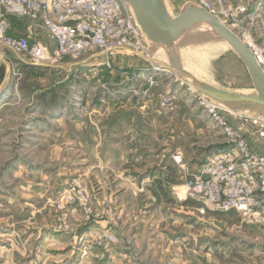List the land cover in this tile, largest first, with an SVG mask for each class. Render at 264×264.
Wrapping results in <instances>:
<instances>
[{
  "label": "rangeland",
  "instance_id": "obj_1",
  "mask_svg": "<svg viewBox=\"0 0 264 264\" xmlns=\"http://www.w3.org/2000/svg\"><path fill=\"white\" fill-rule=\"evenodd\" d=\"M164 1L173 15L189 2ZM208 1L264 53V0ZM9 21L14 34L28 27L44 43L54 41L26 17ZM1 55L17 60L6 48ZM153 56L167 60L163 50ZM181 56L205 82L254 91L224 42L183 48ZM107 57L100 51L67 57L46 73L11 64L12 90L0 98V264H264V225L214 208L184 179L177 186L181 163L174 157L181 154L186 172L199 173L232 144L218 121L147 56L114 50ZM149 69L158 79L153 86L145 81ZM170 93L173 105L162 106ZM257 116L264 115L221 112L250 150L264 155ZM103 234L116 241L105 247Z\"/></svg>",
  "mask_w": 264,
  "mask_h": 264
},
{
  "label": "built area",
  "instance_id": "obj_2",
  "mask_svg": "<svg viewBox=\"0 0 264 264\" xmlns=\"http://www.w3.org/2000/svg\"><path fill=\"white\" fill-rule=\"evenodd\" d=\"M189 1L219 16L208 0ZM11 16L26 17L33 26L48 31L55 46L51 47L41 40L32 42L24 35H11ZM243 41L264 68L263 51L253 43L252 38L246 37ZM150 45V39L137 23L128 0H0V47L26 56L28 62L34 66H58L67 57L77 59L95 51H100L106 57L114 50L141 55L148 52ZM1 58L6 60L4 55ZM106 62L110 66L109 59ZM164 71L171 73L165 69ZM145 74L148 86L158 82L151 69ZM181 81L182 79L181 85H186L195 94L194 97L201 100V104L218 121L232 142L214 153L199 173L186 172L188 168L182 163L181 154L174 157L175 162L181 163L183 171L186 172V186L214 208L220 211L236 210L247 216L251 222L264 225V155L251 151L248 143L223 121L221 112L230 110ZM172 105L171 93L164 95L162 106ZM253 119L254 123L264 122V116ZM99 237L100 243L105 247L116 241L113 234Z\"/></svg>",
  "mask_w": 264,
  "mask_h": 264
},
{
  "label": "water",
  "instance_id": "obj_3",
  "mask_svg": "<svg viewBox=\"0 0 264 264\" xmlns=\"http://www.w3.org/2000/svg\"><path fill=\"white\" fill-rule=\"evenodd\" d=\"M137 23L151 41L146 57L161 45L168 63L153 61L163 69L175 74L197 92L220 104L227 110L258 112L264 115V68L255 59L252 50L243 39L219 16L195 2L186 3L177 15H173L164 0H128ZM202 26L210 30L194 32ZM227 43L239 56L248 70L254 92L241 93L223 89L196 77L184 67L181 49L209 43ZM148 59V58H147ZM48 66V65H40Z\"/></svg>",
  "mask_w": 264,
  "mask_h": 264
},
{
  "label": "crops",
  "instance_id": "obj_4",
  "mask_svg": "<svg viewBox=\"0 0 264 264\" xmlns=\"http://www.w3.org/2000/svg\"><path fill=\"white\" fill-rule=\"evenodd\" d=\"M247 5H248V7H249V10H254L252 7H251V5H250V3H247ZM263 10H264V7H263ZM9 33L11 34V35H14V36H22V35H24V36H27L28 35V37L30 38L31 37V39H32V41H37V40H43L44 39V37H42V36H38L37 34H35V33H32V31H31V29H29L28 27H24V28H19L18 30H17V33L18 34H14V33H12V31L10 32V30H9ZM43 39H42V38ZM44 42H45V39H44ZM50 46L51 47H54L55 46V43H54V41L53 42H51L50 41ZM15 58L17 59L16 61H15V63L12 61V60H5V59H3V58H1L0 57V62L3 64V65H5V67L7 68V73H6V75L3 77V79H2V82L0 83V93H1V95H0V98H2V93H9L11 90H12V87L9 85V83H10V77L12 76V71H11V69L13 68L12 67V65L11 64H15V65H17V66H25L26 68H28V69H31L32 71H34V72H41V73H43V72H51V71H54V66H34V65H31L29 62H28V58L26 57V56H24V55H15ZM158 65V64H157ZM160 66V65H159ZM45 72V73H46ZM13 73H15V72H13ZM9 91V92H8ZM54 110L55 111H57V107H56V105L54 106ZM45 110H46V108H44ZM43 111V110H42ZM54 111V112H55ZM186 165V164H185ZM179 171H180V177L178 178V184H177V186H181V185H179L180 183H179V181H182L183 179H184V182H186V173L183 171V168H182V166L181 165H179ZM166 174V173H165ZM167 175V174H166ZM171 177H173V176H171ZM175 180H177L176 178H175ZM171 184V183H170ZM173 184H175V182H173ZM162 189V188H161ZM120 207H122V205H120ZM121 212V211H120Z\"/></svg>",
  "mask_w": 264,
  "mask_h": 264
},
{
  "label": "bare ground",
  "instance_id": "obj_5",
  "mask_svg": "<svg viewBox=\"0 0 264 264\" xmlns=\"http://www.w3.org/2000/svg\"><path fill=\"white\" fill-rule=\"evenodd\" d=\"M220 18V17H219ZM221 19V18H220ZM222 20V19H221ZM206 27H208V26H206ZM208 29L210 30V28L208 27ZM151 42V41H150ZM227 44V43H226ZM229 45V44H228ZM230 46V45H229ZM158 50H163L164 52H165V50H164V48L161 46V45H158L157 46V48H155L154 49V51H151L150 52V54H151V56L150 55H146L147 57H148V59L151 61V62H153V61H160V62H165V63H168V58H167V56H166V61L165 60H161V59H159V58H155L154 56H153V53H155L156 51H158ZM181 51V50H180ZM166 53V52H165ZM165 56V55H164ZM152 59V60H151ZM154 64V63H153ZM156 64H154L153 65V67H155L154 69H157V71L158 70H162V71H164V69L162 68V67H160L159 65H157V66H155ZM156 67H159V68H156ZM187 69V68H186ZM188 70V69H187ZM194 74V73H193ZM195 75V74H194ZM196 76V75H195ZM197 77V76H196ZM179 78V77H178ZM181 80V79H180ZM183 81V80H182ZM184 83V82H183ZM192 89H194L192 86H190ZM254 92V91H253ZM250 93H252V92H250Z\"/></svg>",
  "mask_w": 264,
  "mask_h": 264
},
{
  "label": "trees",
  "instance_id": "obj_6",
  "mask_svg": "<svg viewBox=\"0 0 264 264\" xmlns=\"http://www.w3.org/2000/svg\"><path fill=\"white\" fill-rule=\"evenodd\" d=\"M5 70H4V65L3 64H1L0 65V80H2L3 79V77H4V72Z\"/></svg>",
  "mask_w": 264,
  "mask_h": 264
}]
</instances>
